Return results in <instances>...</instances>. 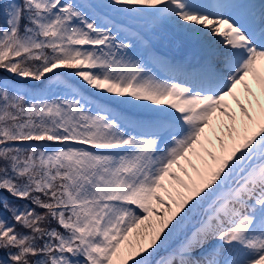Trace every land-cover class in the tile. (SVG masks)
I'll return each instance as SVG.
<instances>
[{
    "label": "snow or ice",
    "instance_id": "snow-or-ice-1",
    "mask_svg": "<svg viewBox=\"0 0 264 264\" xmlns=\"http://www.w3.org/2000/svg\"><path fill=\"white\" fill-rule=\"evenodd\" d=\"M0 264H264V0H0Z\"/></svg>",
    "mask_w": 264,
    "mask_h": 264
}]
</instances>
